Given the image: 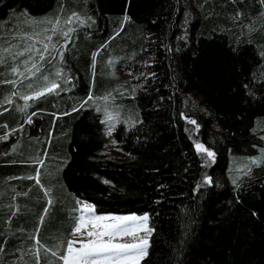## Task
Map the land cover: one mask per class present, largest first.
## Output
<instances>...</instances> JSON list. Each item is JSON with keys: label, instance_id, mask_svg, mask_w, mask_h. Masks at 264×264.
<instances>
[{"label": "trees", "instance_id": "obj_1", "mask_svg": "<svg viewBox=\"0 0 264 264\" xmlns=\"http://www.w3.org/2000/svg\"><path fill=\"white\" fill-rule=\"evenodd\" d=\"M73 13L35 75L0 52V264H63L78 201L150 214L140 264H264V160L230 170L264 145V0H0V47Z\"/></svg>", "mask_w": 264, "mask_h": 264}, {"label": "snow or ice", "instance_id": "obj_2", "mask_svg": "<svg viewBox=\"0 0 264 264\" xmlns=\"http://www.w3.org/2000/svg\"><path fill=\"white\" fill-rule=\"evenodd\" d=\"M73 18L77 20L80 19L76 13H73L72 16H70L68 20L65 21V23H71ZM127 19L128 17H125V20ZM39 23L44 22L41 21ZM48 23L52 24L51 30L53 32L59 30V19H57L55 22L48 21ZM81 23H83V21H81ZM72 31L73 29L69 28L67 32H62V35L68 36ZM34 35H39V33H34ZM28 38L31 39V35H29ZM47 39L51 41L52 37L48 36ZM48 48L49 45L44 44L43 51H40L39 49H35L34 45H28L24 48L23 51H17L14 54L13 59L19 56H23L27 52L38 53L39 60L43 61L45 59L44 53L48 51ZM3 51L7 53L11 51V49L8 48L4 49ZM62 55L63 54L61 53V57ZM30 61L32 62L31 68L26 67L25 71L30 73L31 75H35L36 72L40 71V66L33 59L32 55H29L28 59L23 63L27 65ZM4 62L5 61L3 57L0 56V64ZM11 71L13 73H17L19 69L18 67H12ZM19 75L24 76L25 73L19 72ZM43 78L45 80L48 79L47 76H44ZM4 83L15 85L17 81L9 80L4 81ZM28 86L31 87V84H29ZM58 87V84L52 83L51 87L46 88L44 91L51 92ZM44 91L37 92L35 95L39 97L44 94ZM13 95H18V93H13ZM23 99L29 100L32 99V97L24 96ZM88 99L93 100L94 98L89 96ZM102 99L107 101L109 99V96H105ZM25 107H27V105H25ZM97 110L99 111V108ZM106 119L112 120L113 117L111 114L106 113ZM190 123L196 125L195 120H190ZM113 127L114 125H109V134L111 133ZM195 147L198 152L206 153L207 157L214 159L215 153L209 148L205 147L204 144L197 143ZM262 160H264V149H261V157L251 158V163L254 165H258L262 162ZM204 183L211 184L212 178L210 176H206ZM233 183H235V181H233ZM78 204L80 205V208L78 210L81 212V215L75 218L76 225L73 229V235H80L77 240H69L67 242L65 253L59 256V259L63 261V264H139V261L147 256L148 248L150 247L148 236H150L151 232L153 231L151 228L147 227V222L149 220V216L147 214L143 216L95 215L94 205L79 201ZM104 221H115L116 223H100ZM88 224H91L93 230L87 231V239H85L84 234L81 230ZM141 230L147 232L148 236L142 237L137 242L133 243L116 242V238L118 236L135 235L136 232ZM105 237H107V239H105ZM76 244H79V247H75ZM53 255H55V253H53Z\"/></svg>", "mask_w": 264, "mask_h": 264}, {"label": "rangeland", "instance_id": "obj_3", "mask_svg": "<svg viewBox=\"0 0 264 264\" xmlns=\"http://www.w3.org/2000/svg\"><path fill=\"white\" fill-rule=\"evenodd\" d=\"M79 16V15H78ZM69 18V17H68ZM79 20L73 18L71 23H67L69 28H73L76 25H86V20L84 19V17L79 16ZM57 19H59L60 24H59V30L56 32H53L52 29V24L48 23V21H52L55 22ZM43 21L44 23H39ZM64 19L60 16H50V17H41V18H34V17H26L24 18V22L26 23L27 27L25 32H23L21 34V37H17V39H15V37H11L14 41V43L17 42L16 48L9 51V54H5V56H11L13 57L14 54L17 51H23L25 47H27L28 45H34L35 49H39L40 51H43V45L44 44H48L49 48L48 51L44 53L45 56H61V53L63 54L62 56H66L65 50L68 49V41L70 40L69 36H63L62 41L52 44L51 43H47V41H49L47 39L48 36L53 37L55 34H57L58 32L62 33V32H67V30L69 29L67 27V29L61 30L62 28H64V25L66 24L65 22H63ZM81 21H83V23H81ZM64 24V25H62ZM21 31L24 30L23 27L20 28ZM44 30H47V32H45L44 34L40 35H34V33H36V31H42L44 32ZM61 30V31H60ZM29 31H33V32H29ZM31 35V39L28 38V36ZM54 45V47H53ZM12 46L10 47H5L4 49H11ZM3 47H0V52H2ZM5 53V52H4ZM32 55L33 59L34 56H39L38 53H25L23 56H29ZM0 56H2V54H0ZM28 58H25L22 60V62L20 64L25 65L23 62L25 60H27ZM29 64V63H28ZM18 65H16V67H18ZM119 74L122 76V78H126L128 76V74L125 72V70L123 69H119L118 70ZM109 121V120H108ZM117 123L120 121V118H116ZM111 122V120L109 121ZM260 128L262 129V133L264 136V122L260 123ZM261 149H264V145L262 146ZM115 154L119 157L122 156V154L120 152H115ZM253 157H261V150L259 151V153L255 156H248V157H235L230 159V170H232L233 172H241L242 170L248 169L249 167H251L253 164L251 163V158ZM233 178H237V173L232 174ZM80 202H85V201H80ZM88 203V202H87ZM90 204V203H88ZM92 205V204H91ZM80 208V205L78 204V207L76 209V213L78 214V216L81 215V212L78 210ZM95 215H102V216H131V215H136V216H143L145 214H147L149 216V220L147 222V227L152 229V226L150 224V214L149 213H143V214H139V213H130V214H113V213H107V214H97L96 211H94ZM87 219V216H86ZM100 223H116L115 221H104V222H100ZM93 230L91 224L86 225L85 228H83L81 231L84 234V238L87 239L86 233L87 231ZM153 230V229H152ZM153 231L151 232L152 235ZM80 234H76L73 235V232L71 234V240H77L79 238ZM151 235L148 236L147 232L141 230L135 233V235H128V236H118L116 238V242L119 243H133V242H137L140 238L148 236L149 239V243H150V239H151ZM105 239H107V237H105ZM75 247H79V244H76ZM149 249V248H148ZM142 260L139 261V264Z\"/></svg>", "mask_w": 264, "mask_h": 264}]
</instances>
